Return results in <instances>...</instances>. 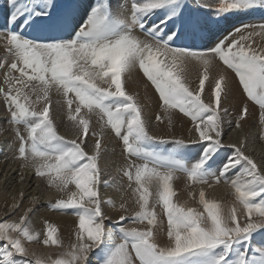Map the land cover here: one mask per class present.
<instances>
[{
  "label": "snow or ice",
  "instance_id": "6c2138e0",
  "mask_svg": "<svg viewBox=\"0 0 264 264\" xmlns=\"http://www.w3.org/2000/svg\"><path fill=\"white\" fill-rule=\"evenodd\" d=\"M7 3L8 69L18 75L5 74L7 91L0 88V98L18 141L15 159L62 194L49 210L74 215L77 231L70 249L53 224L45 222L41 239L31 227L33 208L28 207L18 222H0V264H88L93 252L98 264H264V170L245 153L243 141L239 146L223 143V125L230 115L223 106L228 94L223 72L211 88V101L202 98L218 60L235 74L246 100L258 106L264 125V44L254 39L264 40V22L242 23L214 46L196 51L175 46L204 23L195 14L185 15V0H130V8L118 5L116 13L111 0H98L85 6L78 26L75 10L61 8L56 0ZM158 10L164 18L157 23ZM240 10L264 11V0H224L216 13ZM169 21L175 26L165 31ZM189 61L203 69L196 90L187 76ZM137 69L154 87L169 124L174 110L191 121L194 135L189 141L150 134L140 103L124 87L125 76ZM53 89L64 98L77 139H65L57 131L50 114ZM248 112L246 103L235 128H242ZM92 115L99 118L100 132L92 133L97 138L89 154L85 145ZM155 119L162 121L160 115ZM105 129L122 143L127 162L123 176L136 205L134 215L121 214L111 227L105 206L116 205L101 196L102 186H112L100 167ZM168 144L173 146L167 151L155 147ZM225 147L232 151L221 156ZM177 173L195 185L227 184L230 206L206 198L203 187L199 209L175 202L172 181ZM157 206L167 222L165 244L159 240L164 229ZM20 207L12 204L13 210ZM119 211L128 212L125 203ZM129 221L147 227H125ZM256 234L262 237L259 242ZM26 243L63 250L55 257L42 255L29 251Z\"/></svg>",
  "mask_w": 264,
  "mask_h": 264
},
{
  "label": "bare ground",
  "instance_id": "6f19581e",
  "mask_svg": "<svg viewBox=\"0 0 264 264\" xmlns=\"http://www.w3.org/2000/svg\"><path fill=\"white\" fill-rule=\"evenodd\" d=\"M61 8H66V7H61ZM80 8L82 7L79 6L78 8L75 9L76 12L75 20L79 19L80 14L84 12L83 10H80ZM66 9H69V7ZM154 19L156 20L157 23L159 22L157 21L158 19H156L155 17ZM261 22H264V18L256 19V20H244L242 22H239L238 24L240 25L242 23H261ZM174 26L175 25H173L172 22H168V27L165 28V31H168ZM137 32L138 33L136 34L140 36V39H145L143 35H140L138 30ZM191 35L192 34H188L186 32L183 38L176 41L175 46L180 45V47H187L196 51H200L214 46L215 43H217L220 39L226 36L225 34H222L219 30H217L209 37H206L202 34H200L199 37L198 35H196L193 42H190ZM200 37L201 39H199ZM254 39L257 41V43L264 44V40H262L260 37H258V39L255 37ZM0 43L2 45L4 44L1 39H0ZM201 71H203L202 67L197 65L195 62L192 61L187 62V76L191 84V87L196 88L197 87L196 84H199L198 80ZM221 72H223L227 77V85H228L227 86L228 94L224 101L223 106L227 107L229 111H234V114L239 115L240 107L243 103V98L238 80L235 77V74L231 72V70L226 69L223 66V64L220 63L218 60L213 61L212 67L210 69V78L208 81H206L205 84V89H206L205 91L211 93V88L214 86L215 79L217 78V75ZM145 80L146 78L143 76L142 72H140L139 69H137L125 76L124 87L128 94L133 95L137 98L138 102L141 105V108L143 109V115L146 121L148 120V118H150L151 120L155 119L157 115H160L162 117V121H156L155 122L156 124L154 123L151 124L149 121H147L148 125L150 126L148 128L150 130V133L157 137L165 136L168 137L169 139L175 137V138L183 139L185 141H189L191 137L194 135V132H190V129H192L193 127H189L190 125L189 122L184 119L183 114L180 113L178 110L173 111L171 124H169V121L166 118H164V112L160 108L159 97L156 95V92L151 87L150 83L144 82ZM254 108L255 107L253 108L250 107V110L246 115L245 120L241 122L242 128L240 129L235 128V126L232 127V121L234 122L233 117H228V116L226 117V122L223 125L224 127L223 130L225 133L224 138L226 139L224 144L226 145L235 144L239 146L243 141L245 144V148H244L245 153L247 155H250L256 161L258 166L262 170H264V146H263L264 144H262V142L260 143V141L258 140L257 131L259 128L256 127V118H255L256 114H258L259 112L256 113L257 109L255 110ZM1 113L2 112L0 109V115ZM59 114H63L61 107L53 106V108L51 109V115L53 117V120L56 122V124L59 125L62 134L66 135V137L70 139H77V134L74 132V130L72 131L73 128H71L72 127L71 124L63 123L61 121L63 119L59 117L60 116ZM230 119L232 121H230ZM229 122L231 123L229 124ZM4 128H6L4 130V132H6V130L10 127L4 126ZM13 131L11 132L9 130L10 133L14 134L15 129H13ZM94 132H100V121L98 116L96 115L91 116V122L89 126V133L92 134ZM105 133L106 132L104 131L103 136L105 135L104 137L106 138H104L102 142H106L107 141L106 139H108L107 135L109 134L106 133L107 134L106 135ZM90 134L86 136V141H87L86 147H90L91 149H93L97 137L93 138L90 136ZM1 136L2 135H0V137ZM6 144L7 142L5 140L0 139V148L4 149ZM112 144L114 145V143L110 142L109 144L110 149L112 148ZM101 147H102V153H104V144H102ZM106 153H110V152L106 151ZM112 161L114 160L108 158L105 154L104 155L101 154L100 167L103 170L104 176L108 175L109 167L111 166ZM137 163H140V161H137ZM123 166H125V163L120 162L119 169L121 170ZM16 167L17 166H15V164L8 162L0 164V220L11 214H14L13 215L14 218L11 220L13 221L17 220L21 215H23L24 211H26L28 207H32L33 212L30 213L29 216L33 231H38L40 230V228H43L45 221L49 220L50 224H53L57 227L58 234L61 238L60 240L63 246L65 248L70 249L71 244L75 242V232L77 231V227H76L77 220H75L71 216L59 215L46 211L43 208V204H45L48 200H50L49 198L51 197L50 195L56 191L49 193V190H45L41 187V185L37 182L38 180L33 181L34 179L33 180L30 179L29 175L23 172L24 171L23 169H22L23 171H21ZM116 174L118 176V172ZM22 176L23 179H21ZM119 179H120V187L119 189H117V193H116L118 195L117 199L114 196L111 197V193L113 189H107L106 191H101V194L102 193L104 194L105 199L111 197L110 199H114L113 203L116 205L115 209L108 208L105 206L106 213L110 217V219L107 220L108 223L109 221L111 222L117 221L121 214L131 217L134 211L136 210V205L133 200L131 189L129 188L130 190L128 191H126L125 189V187H128L129 182H126L125 184L122 183L123 181L121 178H118V180ZM134 186L135 185H133V187ZM173 188H175V191H177V196L175 201L181 204L187 202L189 206V200H190L189 198L191 196L190 194H192L193 188L189 187L184 182L181 176H178L176 178ZM198 190L200 191V189ZM204 190L206 192V198L220 201V203L222 202V204L227 202V198H229L227 194L231 193L232 191L230 187L224 188L219 186H211V187L205 186ZM34 197L36 198V203L32 204L31 201ZM13 203H19L21 207L18 210H13L12 209ZM121 203H125V206L128 208V212L122 213L119 211V205ZM130 227L131 226H128V228ZM157 231L159 232V230ZM161 236L162 237L159 238V240L163 244L165 243L164 241L166 237H164L163 235ZM32 248L30 249V251H34V249ZM38 250H39L38 251L39 254L44 255L41 249ZM88 263L90 264L91 261H89Z\"/></svg>",
  "mask_w": 264,
  "mask_h": 264
},
{
  "label": "rangeland",
  "instance_id": "374dc122",
  "mask_svg": "<svg viewBox=\"0 0 264 264\" xmlns=\"http://www.w3.org/2000/svg\"><path fill=\"white\" fill-rule=\"evenodd\" d=\"M56 2H57V4L60 7H66V8L69 7L70 10H75L76 8L81 6L82 8H80V10L84 11V8H85L86 5H88V4H93L94 5L96 2H98V0H76V1L75 0H56ZM223 2H224V0H185V3L187 5V7L185 9V15L187 16V15L195 14L196 16H198L201 19V21L204 22V23L201 24L200 29H198V31H196V33H194V34H192L190 36V42H193V40L196 37V35H198V37H199L200 34H202V35H204L206 37H209L211 34L216 32L217 30H219L222 34L228 35V33L231 32L234 27L239 26V24H238L239 22H242L244 20H256V19L264 18V11H262V10H240V11H234V12H231V13L217 15L216 8H218L219 5L221 3H223ZM122 4H128L129 8H130V0H111V10L114 13H116L118 11V5H122ZM203 5H209L210 7L205 8V7H203ZM7 8H8L7 0H0V39L4 43L3 45L0 43V88L4 89L5 91H7V84H6L7 77H6L5 74L8 73V75H10V76L18 75L15 72H9V69H8V65H10V63L12 61V56L7 51V44H6L5 14L7 12ZM82 15H83V13L80 14L79 19L75 20L77 26H78L79 23H82V21H83V16ZM155 18L158 19L157 21L162 20L164 18L163 10H158V14L156 15ZM169 22H171V21H169ZM136 33H138V32H136ZM256 38L258 39V37H256ZM199 39H201V37ZM177 46L180 47V45H177ZM144 82L150 83L147 80H145ZM150 85H151V83H150ZM196 85H197L196 88L192 87L193 90H196L198 88V84H196ZM151 87L154 89V87L152 85H151ZM241 92H242V89H241ZM156 95L158 96L157 93H156ZM50 97H51L50 114H51V109L53 108V106L61 107V110L63 111V114H59L60 115L59 117H61L63 119L61 121L63 123L70 124V122L67 120V116H66L67 108H66V105L64 104L63 96L60 93H57L53 89L50 92ZM202 98L204 99V101L206 103L211 101V95L207 91H205V93L202 94ZM242 98H243V103H242L240 109L247 103L249 110H250V107H252V108L255 107L254 109L255 110L257 109L256 113L259 112L258 114H256V117H255L256 118V127L259 128L258 131H257V134H258L257 137H258V140L260 141V143L262 142V144H264V125H262L260 123V110H258L259 109L258 106L252 104L251 102H248L246 100V97L243 96V94H242ZM33 99H35L34 96H33ZM54 100H55V103H54ZM37 107H39V105H37ZM0 109H1V112H2L1 115H0V128H1L0 129V135H2V136L0 137V139L5 140L7 142V144H6L4 149L0 148V153L2 152L0 154V164L1 163H6V162L15 164V166H17L16 168H18L21 171L24 170L23 172L28 174L30 179H32V180L34 179L33 181H37L38 179L35 177L34 172L31 169H29V168H21L20 162L15 159V157L17 155L16 149H17V146H18V141L16 140L15 133L12 134V133L9 132V130L12 132L14 128H13V126L10 123V116H9V113H8L6 107L4 106L2 98H0ZM229 113H230V115H228V117H233L234 118V122L230 119V121H232V127H234L235 126V120L238 117V115L234 114V111H229ZM51 117H52V115H51ZM52 119H53V117H52ZM184 119L189 122V124H190L189 127H193V125L191 124V121L187 117H184ZM147 121H149L151 124H153V123L156 124L155 123L156 122L155 119L151 120L150 118H148ZM54 123L56 125L58 133L61 136H64L65 139H70V138L66 137V135L62 134V131L60 130L59 125L56 124L55 121H54ZM3 125L4 126H9L10 128H8L6 130V132H4V130L6 128H4ZM22 131H23V129H22ZM72 131H73V129H72ZM105 132L108 133L109 135H107L105 133L107 135V138H108V139H106L107 140L106 142H102L104 140V138H106V137H104L105 135L104 136L102 135V137H101V146H102V144H104V153H102V154L103 155L105 154L108 158H111L114 161H112L111 166L109 167L108 175L104 176L105 179H109L112 182V186L111 187H103L102 186L101 187V191H106L107 189H113V191L111 193V197L114 196L117 199L118 195L116 193H117V189H119V187H120V179L118 180V178L122 179V181H123L122 183L126 184V182H128L126 177L123 176V170H124L127 162H126V160L124 158L123 146H122V143L120 142V140L118 138H116L114 136V134H112L109 129H105ZM149 132H150V130H149ZM88 134H90V133H88ZM224 135H225V133H224V130H223V143L226 141V139L224 138ZM90 136L93 137V138H96V136H94L92 134H90ZM160 137H163L164 139L169 140V141H171L173 139H179V138H175V137H173L172 139L171 138L169 139L168 137H165V136H160ZM78 142H79V140H78ZM110 142L114 143V145L112 144V148L111 149L109 148L110 147V145H109ZM172 146L173 145L168 144V145H164V146L156 145L155 147L157 148V150H160L162 148L164 151H167V149L171 148ZM190 148H192V149L199 148V145H191ZM85 151H87L89 154H91L92 149L90 147H86V145H85ZM106 151L110 152V153H106ZM231 151H232V149L225 147L224 149L221 150V156H223L225 153H228V152L230 153ZM120 162L121 163H125V166H123L121 168L122 171L119 169L120 168ZM118 165H119V167H118ZM111 167H112V170H111ZM213 170H215V169H213ZM117 172H118V176L116 174ZM116 176H117V178H116ZM178 176H181L183 178L184 182L189 187L193 188L192 194H191V196L189 198L190 199L189 200V206L199 209L200 205L198 203V199H199V190L198 189H201V187L205 188V186H207V187H209V186L208 185L191 184L190 182L187 181L186 176H184L181 173H178L174 177L175 180L173 179V181H172V186L173 187H174V182L176 181V178ZM37 182L41 185V187L43 189L49 190V193L55 191V189L49 188L48 185L45 182L43 183V181H41V180H38ZM125 186H127V185H125ZM211 186H219V187H224V188L229 187L227 184H225L223 182H221L218 185L212 184ZM125 189H126V191L130 190L129 186L125 187ZM173 189L175 191V188H173ZM152 191L155 192V188H153ZM175 193H176V195L174 196V201L176 200L177 191H175ZM50 196H51V197H49L50 200H48L45 204H43V208L46 211H48L50 213L59 214V215L71 216L75 220H77V218L74 215L62 214V213H59V212L50 211L49 207H48L49 204L50 203H54L56 201V199L61 198L62 194H60V193L58 194L57 192H54ZM101 196L105 199L103 193L101 194ZM227 196L229 198H227V202L223 204V205H225L226 208L230 206V203L232 201V191H231V193L227 194ZM111 197L106 198L105 200H108ZM63 198L66 199L67 197L63 196ZM111 200L114 201V199H111ZM150 201H151V198H150ZM218 202H220V201H218ZM221 204H222V202H221ZM106 207H108V206L106 205ZM106 207H105V211H106ZM108 208H111V207H108ZM156 211H157L158 217H160L159 218L160 221L163 224L164 234H166V230H167L166 218L163 216L162 210L160 209L159 206L156 207ZM13 215L14 214L8 215L7 217H5L2 220H0V222H5V221H7V222H14V221L18 222L19 218L17 220H14V221L11 220V219L14 218ZM133 215H134V213H133ZM163 217H164V219H163ZM162 219H163V221H162ZM45 222L49 223V220H47ZM115 222L109 221V223H108L106 221V224L109 227H111L113 225L112 223H115ZM44 225H45V223H44ZM44 225H43V228H40V230L35 231L37 233H40L41 239L43 238L42 234H43V231H44ZM126 225L131 226L130 228L135 227V228L140 229V230H144L147 227L146 224H138V223L137 224H133L130 221L128 223H126L124 226H126ZM31 226H32V224H31ZM128 226H126V227H128ZM157 230H159V229H157ZM164 234H163V236L166 237V235H164ZM161 237L162 236H160L159 238H161ZM59 238H60V236H59ZM261 239H262V237L259 234L255 235V241L256 242H259ZM164 242L165 243L167 242L166 238H165ZM160 243H161V241H160ZM165 243H163V244H165ZM25 246L29 249V251H30V249L32 247H35V248H32V249H34V252H36L37 254H39V252H38L39 250L38 249H41L43 251L42 253L44 255L51 254L53 257H55L56 254L59 251L63 250V249H57L55 247H44L42 244H37V243H26ZM30 246H31V248H30ZM89 261H91L90 264H98V253L97 252L91 253L90 257H89Z\"/></svg>",
  "mask_w": 264,
  "mask_h": 264
}]
</instances>
